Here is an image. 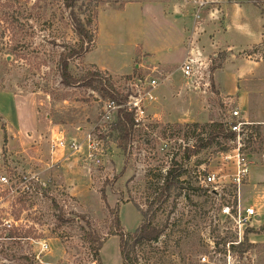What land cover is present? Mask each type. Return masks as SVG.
Listing matches in <instances>:
<instances>
[{
  "label": "rangeland",
  "instance_id": "1",
  "mask_svg": "<svg viewBox=\"0 0 264 264\" xmlns=\"http://www.w3.org/2000/svg\"><path fill=\"white\" fill-rule=\"evenodd\" d=\"M63 1L0 0V92L17 96L20 118L28 126L34 123L33 111L37 112L39 125L23 135L10 131L4 120L13 116V103L0 94V115L4 116H0V174L12 181L22 176L38 178L33 173L39 169L35 159L50 153L53 131L69 138L77 136L80 128H93L112 101L100 91L103 84L99 82L95 88L63 82L59 56L78 40ZM250 2L262 6V0ZM163 3L78 0L76 15L93 33L95 47L71 63V76L87 77L95 66L124 96L128 84L137 79H159L157 100L148 107L144 126L134 129L126 152L111 125L105 137L106 164L91 167L89 176L83 170L62 168L44 175L43 181L38 178L27 193L0 188V246L6 249L0 264H28L23 256L32 264H97L92 249L104 239L101 263L122 264L119 239L109 237L112 213L119 206L124 230L134 233L150 216L153 200L174 163H183L186 172L156 221L168 227L157 243L138 248L136 264H264V234L249 235L253 248L244 255L228 244L240 242L231 220L221 214L234 198V162L222 160L216 147L185 160L186 147L195 145L202 131H196L194 124L221 123L230 111L241 109L233 76L238 69L220 71L224 64L243 62L244 70L264 71V45L246 46L258 36L263 15L251 6L241 10L238 22L244 28L233 31L232 40L243 47L229 52L223 45L228 37V11L221 0L205 9L200 24L194 21L190 2L173 0L165 8ZM191 52L204 63L193 80L183 77L180 66ZM232 91L234 95H227ZM261 133L258 143L245 151L251 171L254 165L264 166V130ZM223 143L233 148L231 142ZM203 169L225 176L215 196L210 193L212 187L199 186ZM245 192L241 200H251L259 211L254 228L249 229H259L264 225L263 193L249 191L245 197ZM6 221H11V229L5 228Z\"/></svg>",
  "mask_w": 264,
  "mask_h": 264
},
{
  "label": "built area",
  "instance_id": "2",
  "mask_svg": "<svg viewBox=\"0 0 264 264\" xmlns=\"http://www.w3.org/2000/svg\"><path fill=\"white\" fill-rule=\"evenodd\" d=\"M186 2L193 5V17L197 24L202 22L205 9L216 4L215 0H186ZM203 65L201 59L191 52L181 65V73L184 78L193 80L197 77ZM205 69L207 70L206 66ZM159 87V79H137L135 82L129 83L125 94L127 97L126 103L118 105L114 101L108 102L98 123L87 130L82 137L68 138L62 133L53 131L50 147L51 158L57 162H62L68 157H78L91 167H104L109 156V148L105 137L111 125L115 123L118 111L125 109L131 113L135 128L144 126L148 118V107L157 100L156 93ZM224 124L231 133L235 134V140L231 142L233 144L232 149L218 155L221 156L222 160L234 162L233 181L231 182L234 189V198L231 204L227 202L222 207L221 214L227 220H231L235 233L240 237L239 243H241L247 229L254 228V220L259 215V211L255 207L243 208L241 205V189L251 175V161L245 151H247L248 140L256 143L259 141L257 134L252 129L257 125L244 120L239 109L230 111ZM203 172V176L198 177L199 186L203 188L212 187L210 193L213 196L217 195L218 188L223 184L222 180L225 176L218 177V174L207 172L205 169H203ZM37 181V176H22L19 181H12L6 174H0V188H8L12 194H18L20 190L23 193L30 192L34 182ZM4 226L11 229L13 225L11 221H6ZM48 248L46 244L43 245L44 250ZM203 261L205 262V259Z\"/></svg>",
  "mask_w": 264,
  "mask_h": 264
},
{
  "label": "trees",
  "instance_id": "3",
  "mask_svg": "<svg viewBox=\"0 0 264 264\" xmlns=\"http://www.w3.org/2000/svg\"><path fill=\"white\" fill-rule=\"evenodd\" d=\"M63 2L66 10L70 12V19L74 24V28L78 36L77 42L65 49L64 52L59 56L58 68L59 71H62L63 82L69 86L75 83H84L86 86L92 88H95L93 86L94 83L99 82V84H103V87L100 88V91H102L104 96H108L118 105L125 104L127 97L119 93L116 90L113 81L110 78H107L105 74L95 66H92L93 72H90L87 77L75 79L71 76L69 72L71 71V63L75 60L83 58L84 56H86V54L91 52L95 47V42L93 33L86 29L88 27H86L87 24H82V22L76 15L75 8L77 6L78 0H64ZM88 23L89 25H91L93 23V20L89 19ZM261 44L254 45V49H258L263 46L264 39L262 40ZM212 68L213 70L214 68L216 70V67L212 66ZM0 121L3 122V119H1V117ZM113 127V130L118 132L119 147L123 149L124 152H126V148L130 144L131 136L135 129L133 115L125 109H120L118 111V116L116 122L113 124ZM193 128L196 129V131L202 128V131L198 135L199 137L197 138L196 144L192 147H186L185 149V160L188 161H190L193 157L201 154L204 150L211 149L213 147L218 148L216 153L217 155L222 152H226L229 150V147H224L223 141L232 142L235 140V134L229 131L224 122H215L203 126L200 124H194ZM252 129L254 133L257 134L258 139H260L262 136L261 127H252ZM255 143L256 142H253L252 140H248L247 149ZM201 164L203 163L200 162V165ZM184 167L185 166L183 163H174L172 169H170L166 173V176L163 180V185L160 188V192L153 200V210L151 209L150 216L144 217L142 224L134 233H130L124 230L120 218L119 206H117L112 213L113 227L111 228L109 237H117L119 239L122 264H136V253L138 248L144 244L157 243L163 236L168 226L166 223L161 224L159 221H156L158 220L159 212L164 209L165 205H167L168 201L170 200L172 191L176 188H179L181 184L180 179L185 175L186 172ZM197 190H200V188H197ZM205 191L209 192V189H205ZM250 234H264V225H262L259 229H248L245 232L244 241L237 245L235 244V241L228 242L230 249L244 255L249 248H253V245L249 244ZM106 242L107 240L104 239L97 248L94 247L92 249L94 252V260L97 264H102L100 259V251ZM0 247V254H5L6 249L3 248L4 246L2 245ZM22 259L27 261L28 264H32L31 262H29V257L23 256Z\"/></svg>",
  "mask_w": 264,
  "mask_h": 264
},
{
  "label": "crops",
  "instance_id": "4",
  "mask_svg": "<svg viewBox=\"0 0 264 264\" xmlns=\"http://www.w3.org/2000/svg\"><path fill=\"white\" fill-rule=\"evenodd\" d=\"M173 0H164V3L162 4L165 7H168V5L172 2ZM223 4V8L228 11V19L226 22H228V31H227V39H224L223 45H226V50L229 52H232L233 50L238 49L239 47L243 46H238L235 44V42L232 40V32L233 31H241L244 28V25L240 21V14L241 10L243 11L244 8L252 7L256 8L257 11L263 15L261 17V30L258 33V36L254 38L255 40L246 45V46H254L261 44L262 40L264 39V0H262V6H255L253 5L250 0H245L244 2H238L237 0H221ZM260 3V2H259ZM175 5H173L174 7ZM175 8V7H174ZM241 17V16H240ZM239 18V19H238ZM231 40H230V39ZM169 51H173V49L170 47ZM184 51V49H183ZM185 52V51H184ZM231 55V54H230ZM231 60V59H230ZM184 62V61H183ZM182 62V64H183ZM180 63V66L182 65ZM243 62H238L236 65H233L232 62H226L224 64L223 68H221L220 71H234L238 69V71H235V82H236V91L235 94L238 95V99L240 101V106L241 111L244 120L253 123L259 127H261V130H264V71H247L244 70L246 67H241ZM242 68V69H241ZM232 93H228L227 95H234ZM0 94H5L6 96L10 97L13 103V116L7 117L4 122L8 124L9 130L12 132H19L18 134L23 135V132L26 131L29 128H32L34 125L35 128L38 130V113L33 111L32 117L34 120V123L32 125H27L25 121L21 120L20 115H19V110L17 106V96L8 93V92H0ZM1 113L4 114L2 111ZM5 115V114H4ZM1 117L4 118L3 115H0ZM36 120V123H35ZM87 130L80 128L78 129V135L82 137L84 133ZM77 136H70L69 138L72 137H77ZM49 151H46V155L43 157L36 158L35 161L37 162L38 170L33 171L34 174L38 175V178H40L42 181L44 180L43 176L46 174H50L53 171H58L59 169H64V170H69L71 172L73 171H84L85 174H89L88 171H90L91 166L86 163L84 160L78 157H68L67 159L63 160L62 162H57L56 160H53L51 158V155H49ZM259 170V173H256V171ZM258 174V175H256ZM89 176V175H88ZM242 190H246L245 192V197H247L249 191L251 193L260 195L263 193L264 197V166H257L254 165L252 166V171L251 175L247 181V184L244 185ZM251 199V198H250ZM247 201V200H246ZM241 205L243 208H248V207H253L251 206V200L247 201L246 203L241 200ZM118 239L117 237L112 238L111 240ZM110 240V241H111Z\"/></svg>",
  "mask_w": 264,
  "mask_h": 264
}]
</instances>
